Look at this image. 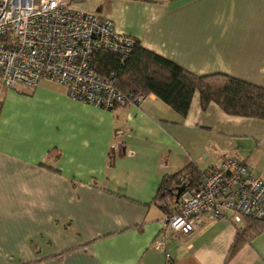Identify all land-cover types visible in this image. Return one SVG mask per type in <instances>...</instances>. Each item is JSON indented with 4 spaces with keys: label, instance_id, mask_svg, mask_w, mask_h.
<instances>
[{
    "label": "crops",
    "instance_id": "crops-1",
    "mask_svg": "<svg viewBox=\"0 0 264 264\" xmlns=\"http://www.w3.org/2000/svg\"><path fill=\"white\" fill-rule=\"evenodd\" d=\"M76 5L196 76L264 88V0ZM222 155L264 179V120L203 110L197 92L181 117L153 94L106 110L48 80L0 86V264H264V231L245 240L229 215L153 247L162 181L194 166L196 185Z\"/></svg>",
    "mask_w": 264,
    "mask_h": 264
},
{
    "label": "built area",
    "instance_id": "built-area-1",
    "mask_svg": "<svg viewBox=\"0 0 264 264\" xmlns=\"http://www.w3.org/2000/svg\"><path fill=\"white\" fill-rule=\"evenodd\" d=\"M78 1L0 0V85L34 88L48 80L62 85L70 99L96 108L140 106L144 94L119 90L114 73L102 76L90 65L101 52L127 58L136 40L118 32L112 20L74 8ZM177 195L155 249L191 236L206 220L229 215L235 223L264 221V179L232 157L222 155L201 182Z\"/></svg>",
    "mask_w": 264,
    "mask_h": 264
},
{
    "label": "trees",
    "instance_id": "trees-1",
    "mask_svg": "<svg viewBox=\"0 0 264 264\" xmlns=\"http://www.w3.org/2000/svg\"><path fill=\"white\" fill-rule=\"evenodd\" d=\"M90 65L102 76L114 73L119 90L145 96L153 94L181 117L187 115L193 94L197 92L203 110L215 103L230 116L264 120V88L222 74L196 76L138 43L125 59L101 52L94 55ZM195 170L194 166L184 169L189 179L181 171L162 181L155 199L163 202L165 214L173 212L179 190L195 187ZM246 222L247 228L239 233L243 239L249 240L264 231V221L246 219Z\"/></svg>",
    "mask_w": 264,
    "mask_h": 264
},
{
    "label": "rangeland",
    "instance_id": "rangeland-1",
    "mask_svg": "<svg viewBox=\"0 0 264 264\" xmlns=\"http://www.w3.org/2000/svg\"><path fill=\"white\" fill-rule=\"evenodd\" d=\"M73 7L81 10V8H79L76 4Z\"/></svg>",
    "mask_w": 264,
    "mask_h": 264
},
{
    "label": "water",
    "instance_id": "water-1",
    "mask_svg": "<svg viewBox=\"0 0 264 264\" xmlns=\"http://www.w3.org/2000/svg\"><path fill=\"white\" fill-rule=\"evenodd\" d=\"M179 192H181V190H179ZM178 196V195H177Z\"/></svg>",
    "mask_w": 264,
    "mask_h": 264
}]
</instances>
